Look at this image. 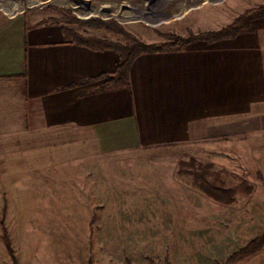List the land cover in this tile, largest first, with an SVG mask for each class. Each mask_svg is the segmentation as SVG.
<instances>
[{"label": "crops", "instance_id": "crops-1", "mask_svg": "<svg viewBox=\"0 0 264 264\" xmlns=\"http://www.w3.org/2000/svg\"><path fill=\"white\" fill-rule=\"evenodd\" d=\"M244 2L250 9L264 0ZM5 11L0 9V169L16 179L13 184H35L40 198L123 200L107 196L105 183L129 186L139 179L141 164L124 157L143 147L264 137V16L234 38L141 53L128 83L107 84L90 78L116 74L115 50L66 38L63 28L70 27L63 21ZM219 15L214 7L203 9L182 30H218ZM136 23L131 29L137 34L170 40ZM111 206L92 216L87 210H42L39 216L53 219L12 226L13 264H143L136 258L139 213Z\"/></svg>", "mask_w": 264, "mask_h": 264}, {"label": "rangeland", "instance_id": "rangeland-1", "mask_svg": "<svg viewBox=\"0 0 264 264\" xmlns=\"http://www.w3.org/2000/svg\"><path fill=\"white\" fill-rule=\"evenodd\" d=\"M244 1L0 0V9L10 12L13 9V13L35 12L44 19L63 21L85 36L128 43L129 39L121 33L83 23L91 18L112 20L141 42L153 44L165 41H151L143 33L137 34L134 28L131 29L134 21L154 30L155 35L166 37L214 32L189 30L186 33L182 27L188 26L187 23L193 21L201 10L214 7L220 14L222 29L249 9ZM12 2L16 4L13 6ZM201 4L204 5L199 7ZM182 7L188 11L192 9L187 17H182L185 10ZM60 9L69 10V13H62ZM171 17L173 22L169 24ZM171 36L166 42L174 40ZM113 159L122 160L109 156V160ZM124 159L139 162L141 175L139 179H132L129 186L118 180L105 183L109 192L107 196L114 193L126 197L118 201L106 200V195L104 200L93 197L86 201L59 200L52 194L40 198L35 184H13L16 179L5 178L3 169H0V264H13L12 226L21 221L34 224L53 219L50 215L49 218L39 216L37 212L42 210H87L92 216L106 205L107 208L113 205L109 207L111 211L117 208L137 211L141 232L138 234L140 253L137 252L136 258L143 264H215L264 231V137L221 136L170 146L143 147L132 157L129 155ZM197 174L219 186L234 188V202L221 204L212 199L196 185ZM146 229L154 230V233L144 232ZM4 233L10 238L11 251L3 238ZM235 264H264V248Z\"/></svg>", "mask_w": 264, "mask_h": 264}, {"label": "trees", "instance_id": "trees-1", "mask_svg": "<svg viewBox=\"0 0 264 264\" xmlns=\"http://www.w3.org/2000/svg\"><path fill=\"white\" fill-rule=\"evenodd\" d=\"M59 11H61L62 13H69V10L65 9H60ZM263 16L264 3L257 7L248 9L244 14L238 16L231 24L218 31L190 34L189 36L185 37H174L169 35L171 36V38L174 39L173 41L153 44H146L141 42L133 34L124 30L123 27H121L115 21L112 20L103 21L98 18H91L89 20L83 21V23L93 27H103L106 29H112L113 31L126 36L129 39L128 43L121 44L117 42H112L104 38H99L95 36H85L80 32H77L76 30H73L68 27H64L63 30L66 38L71 39L77 44L84 45L92 49H112L119 54V62L117 64V70L114 76L101 75L94 78H90V80L106 78L107 84H111L114 82L126 84L128 83L131 65L135 58L141 53L179 50L184 48L187 44L199 39H203L208 42H215L223 39L233 38L243 30L253 29L255 19ZM195 183L200 187L201 190L207 193L212 199H214L218 203L231 204L232 202H234L236 196V190L234 188H226L214 184L208 181L202 174L195 175ZM4 232H6L5 229ZM3 238L7 247L11 251V243L8 234L4 233ZM263 248L264 231L255 238H253L245 246L229 254V256L224 260L216 261L215 264H235L239 260L258 252Z\"/></svg>", "mask_w": 264, "mask_h": 264}, {"label": "bare ground", "instance_id": "bare-ground-1", "mask_svg": "<svg viewBox=\"0 0 264 264\" xmlns=\"http://www.w3.org/2000/svg\"><path fill=\"white\" fill-rule=\"evenodd\" d=\"M79 4V3H78ZM80 6V5H79ZM81 8H83V7H81Z\"/></svg>", "mask_w": 264, "mask_h": 264}]
</instances>
